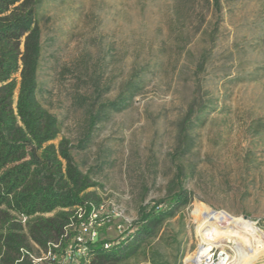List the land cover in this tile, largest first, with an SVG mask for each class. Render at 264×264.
<instances>
[{
  "label": "rangeland",
  "instance_id": "obj_1",
  "mask_svg": "<svg viewBox=\"0 0 264 264\" xmlns=\"http://www.w3.org/2000/svg\"><path fill=\"white\" fill-rule=\"evenodd\" d=\"M36 6L37 97L60 121L52 142L66 137L76 144L89 135L72 154L96 183L89 188L100 203L95 217L108 215L100 235L114 238L141 205L169 204L180 187L189 192V202L117 264H195L204 242L233 264L245 258L235 238H224L232 227L211 214L200 223L213 210L264 234V0ZM135 82L138 91L124 109L107 110L91 124L103 103ZM17 225L39 254L24 221ZM250 264H264V247Z\"/></svg>",
  "mask_w": 264,
  "mask_h": 264
},
{
  "label": "trees",
  "instance_id": "obj_2",
  "mask_svg": "<svg viewBox=\"0 0 264 264\" xmlns=\"http://www.w3.org/2000/svg\"><path fill=\"white\" fill-rule=\"evenodd\" d=\"M38 1L0 0V209L4 213L0 264H34L25 233L17 225L23 217L27 236L41 250L50 246L59 260H65L66 249L71 245L75 252L79 246L74 239L80 223L88 221L90 212L100 205L89 190L96 183L72 154L73 148L84 147L89 135L76 144L66 137L52 142L59 134L60 121L37 97L42 51ZM137 86L135 82L133 90L103 103L91 116V124L107 110L124 109ZM189 200V192L180 187L169 204L159 200L141 205L137 219L114 238H104L99 232L108 215L93 218L96 235L86 240L84 255L74 253L77 262L73 264H117L152 236L156 225L171 216L174 208Z\"/></svg>",
  "mask_w": 264,
  "mask_h": 264
},
{
  "label": "built area",
  "instance_id": "obj_3",
  "mask_svg": "<svg viewBox=\"0 0 264 264\" xmlns=\"http://www.w3.org/2000/svg\"><path fill=\"white\" fill-rule=\"evenodd\" d=\"M77 212L78 215L81 216L83 211L81 210V208H79ZM93 218H95L94 210L90 212L88 221H83L80 223L78 234L74 239L75 242L79 244V246L74 252L73 248L70 245L69 248L66 249L65 260H59L57 258V255L50 249L49 246L48 248H46V250H41L39 254L29 253L31 261L34 264H71L70 261L76 259L74 253L84 255L86 253V240L93 239L96 235V232L92 230ZM21 220L24 221L25 218L23 217ZM124 229L125 228H123V230ZM196 264H228V259H226L225 251H218L216 248H214V246H211L208 249L207 253L202 255V257Z\"/></svg>",
  "mask_w": 264,
  "mask_h": 264
},
{
  "label": "bare ground",
  "instance_id": "obj_4",
  "mask_svg": "<svg viewBox=\"0 0 264 264\" xmlns=\"http://www.w3.org/2000/svg\"><path fill=\"white\" fill-rule=\"evenodd\" d=\"M209 214L214 216L217 220L225 222L227 226L232 227V232L228 233V235L224 238H235L238 252L245 256V258L241 259L237 264H250L253 262L254 258L256 257V250L258 248L262 249L264 247V234L262 236H257L254 229L246 224L240 223L235 218H230L229 221H225L223 214L214 212L213 210L204 213V219L201 221L200 225H202ZM236 230L237 232H235ZM222 239L223 238H220L218 240V244L221 243ZM209 248L210 246L208 243L204 242L200 244L197 250V259L194 260L195 264L200 260L202 255L207 253ZM226 259H228V264H233L235 262V260L228 253H226Z\"/></svg>",
  "mask_w": 264,
  "mask_h": 264
}]
</instances>
